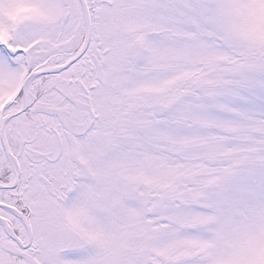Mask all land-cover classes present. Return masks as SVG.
I'll list each match as a JSON object with an SVG mask.
<instances>
[{
  "label": "snow or ice",
  "instance_id": "6c2138e0",
  "mask_svg": "<svg viewBox=\"0 0 264 264\" xmlns=\"http://www.w3.org/2000/svg\"><path fill=\"white\" fill-rule=\"evenodd\" d=\"M0 264H264V0H0Z\"/></svg>",
  "mask_w": 264,
  "mask_h": 264
}]
</instances>
